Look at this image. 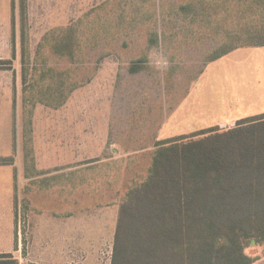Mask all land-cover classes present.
I'll return each mask as SVG.
<instances>
[{
  "label": "rangeland",
  "instance_id": "obj_1",
  "mask_svg": "<svg viewBox=\"0 0 264 264\" xmlns=\"http://www.w3.org/2000/svg\"><path fill=\"white\" fill-rule=\"evenodd\" d=\"M188 1L43 0L26 5L21 39L20 1L0 0V251L19 241L31 253L2 264H110L116 211L149 175L156 142L264 113V43L215 57L237 44L217 48L221 23L157 22L161 3L175 13ZM74 210L79 232L100 215L108 235L53 261L54 224ZM244 251L264 264V239Z\"/></svg>",
  "mask_w": 264,
  "mask_h": 264
},
{
  "label": "trees",
  "instance_id": "obj_2",
  "mask_svg": "<svg viewBox=\"0 0 264 264\" xmlns=\"http://www.w3.org/2000/svg\"><path fill=\"white\" fill-rule=\"evenodd\" d=\"M19 1L23 39L26 2ZM135 2L143 6L146 0ZM160 7L157 22L166 23L173 13L191 16L190 23H221L224 37L217 48L232 39L237 44L221 47L215 57L241 45L238 40L264 43V0L188 1L175 13ZM257 16L260 28L253 26ZM233 21L234 30L226 24ZM157 41L149 37L147 46ZM139 68L133 65L131 71ZM155 147L146 180L119 205L110 264H253L244 250L264 239V113L225 130L214 126L158 141ZM10 257L0 254V264L14 261Z\"/></svg>",
  "mask_w": 264,
  "mask_h": 264
},
{
  "label": "crops",
  "instance_id": "obj_3",
  "mask_svg": "<svg viewBox=\"0 0 264 264\" xmlns=\"http://www.w3.org/2000/svg\"><path fill=\"white\" fill-rule=\"evenodd\" d=\"M37 5L39 6V9L42 10L43 8H40L41 6H44V2L43 0H26V5L27 8L29 9L30 6L32 5ZM30 9L28 10L27 14L29 15ZM43 11H40V13H42ZM30 18V17H29ZM94 150V149H92ZM78 151V150H76ZM79 153V151L77 152ZM83 155V154H82ZM77 157V155H76ZM84 157V156H83ZM82 157V158H83ZM107 159H92L89 162H86L87 164H99V162L105 161ZM117 213V211H116ZM77 214L78 211L74 210V211H68L67 213H65V216L63 218L62 223L58 222L57 224H54V232H55V239L56 243L60 246V251H57V257L54 255V259L53 261H58L62 259L67 258V254H69V258H67V260H69L70 262L73 260L72 256L73 255V248L76 247L77 245H83V246H101L103 243V239L106 237V235H108V231L109 228L108 225H103L104 221L103 219H106L105 217H101L100 215H97V222L95 223H86L83 224V226L80 228V232H79V225H78V221L79 218H77ZM85 217V216H84ZM117 217V215H116ZM82 218V217H80ZM86 221V220H85ZM115 224L113 226L112 229V238L114 235V230H115ZM97 226V227H96ZM105 227V228H104ZM19 236L17 235V241ZM40 238V237H39ZM41 239V238H40ZM113 241V240H112ZM21 244V243H20ZM32 246V243L30 244ZM62 247L64 248V251H62ZM21 252V245L19 246V241L17 242V247L16 248H12L6 251H0V254H4V253H8L9 255H11V259H15V261L21 262L23 259L29 258L30 253V249L26 254ZM14 254V255H13ZM19 254V256H18ZM22 257H21V256ZM62 255H65L64 258H62ZM66 260V261H67Z\"/></svg>",
  "mask_w": 264,
  "mask_h": 264
}]
</instances>
